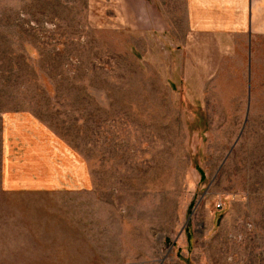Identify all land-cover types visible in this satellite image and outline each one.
I'll list each match as a JSON object with an SVG mask.
<instances>
[{
  "label": "rangeland",
  "instance_id": "rangeland-1",
  "mask_svg": "<svg viewBox=\"0 0 264 264\" xmlns=\"http://www.w3.org/2000/svg\"><path fill=\"white\" fill-rule=\"evenodd\" d=\"M246 2L0 0V264H264Z\"/></svg>",
  "mask_w": 264,
  "mask_h": 264
},
{
  "label": "crops",
  "instance_id": "crops-1",
  "mask_svg": "<svg viewBox=\"0 0 264 264\" xmlns=\"http://www.w3.org/2000/svg\"><path fill=\"white\" fill-rule=\"evenodd\" d=\"M125 1L133 4L136 8L132 10V12L135 13V17H142L145 19L163 18L159 10L153 5L154 0ZM244 9L246 11L247 25L250 34H264V0H247Z\"/></svg>",
  "mask_w": 264,
  "mask_h": 264
},
{
  "label": "built area",
  "instance_id": "built-area-1",
  "mask_svg": "<svg viewBox=\"0 0 264 264\" xmlns=\"http://www.w3.org/2000/svg\"><path fill=\"white\" fill-rule=\"evenodd\" d=\"M215 208L218 209V208H219V205L217 204V205L215 206Z\"/></svg>",
  "mask_w": 264,
  "mask_h": 264
}]
</instances>
